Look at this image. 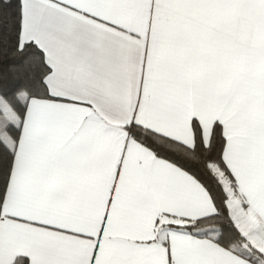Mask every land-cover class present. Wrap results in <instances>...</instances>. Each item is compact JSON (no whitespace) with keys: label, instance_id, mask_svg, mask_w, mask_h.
I'll use <instances>...</instances> for the list:
<instances>
[{"label":"snow or ice","instance_id":"1","mask_svg":"<svg viewBox=\"0 0 264 264\" xmlns=\"http://www.w3.org/2000/svg\"><path fill=\"white\" fill-rule=\"evenodd\" d=\"M0 264H264V0H0Z\"/></svg>","mask_w":264,"mask_h":264},{"label":"trees","instance_id":"2","mask_svg":"<svg viewBox=\"0 0 264 264\" xmlns=\"http://www.w3.org/2000/svg\"><path fill=\"white\" fill-rule=\"evenodd\" d=\"M5 62V57L0 54V64H3ZM11 83V79L8 78L7 80L5 79H0V86H4L5 84H10Z\"/></svg>","mask_w":264,"mask_h":264}]
</instances>
